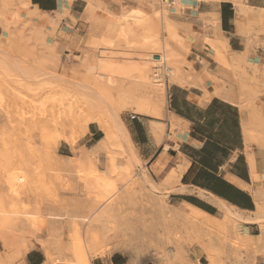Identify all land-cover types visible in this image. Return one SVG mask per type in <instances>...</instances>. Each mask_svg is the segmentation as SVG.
Here are the masks:
<instances>
[{"label":"rangeland","instance_id":"1","mask_svg":"<svg viewBox=\"0 0 264 264\" xmlns=\"http://www.w3.org/2000/svg\"><path fill=\"white\" fill-rule=\"evenodd\" d=\"M6 1L9 4L5 9L6 18L0 19V264H23L24 257L33 249L42 251L45 264H93L95 259L92 260L83 252V244L71 234L64 233L63 223L52 217L60 212L70 218L84 216L100 207L108 209L112 216L115 229L111 233L112 247L127 240L131 243L141 242V245L125 252L112 250L109 257L115 253L128 255L134 259L133 264L148 260L155 264H196L199 258L202 264H208L200 246L202 236L190 234L183 222L174 217L176 210L185 213L189 211L186 207L171 206L167 198H164L167 194L164 187H160L158 193L147 189L150 185L143 180L142 183L139 177L144 167L141 163L127 162L125 152L131 153V147L121 137L118 136L106 150L97 154L92 151L93 147L81 148L86 144L89 130L85 126L83 111L89 99L81 91L80 85H86L91 91L113 86V80L94 73L95 69L84 54L86 45L80 44L78 49L61 47L63 34L85 31V5L76 8L65 5L60 15L49 14V22H43L47 26L39 30L38 23H31L28 19L30 14L38 13L32 11L26 0ZM133 1L138 5H112L124 24L115 33L106 34L99 48H112L130 53L136 58L146 52L153 40L150 38L149 27L154 23L159 27L161 39L165 38L183 56V69L188 72L191 69L194 74L200 73L191 58V50L195 37L201 32L214 35L215 17H207L210 23L202 17L203 26L199 29L182 24L175 18L173 11L178 0ZM237 1L245 3L244 0ZM161 3L166 12L170 13L168 22L173 28V34L163 30L159 20L154 18L156 14L153 8ZM207 3L217 4L215 1ZM170 4L173 7L171 11L167 10ZM236 7L240 15H247ZM177 15H181V12L177 11ZM39 16L45 18L44 15ZM173 19L178 22L175 23ZM248 29L257 35L260 28L255 25ZM214 37L216 41H205L209 51L206 48L204 50L214 54L211 58L214 62L233 69L240 83L241 109L250 119L249 125L244 124V133L252 143L263 148L264 127H259V123L264 121V117L258 112L257 101L264 95V67L254 69L246 65L248 61L245 62V56L224 57L229 55L225 47L228 41L225 44L216 35ZM49 40L53 42L52 45ZM54 56L59 57L60 62L53 61ZM81 59L85 60L81 62ZM20 68L28 71L29 78L22 75ZM208 82L215 85V95L218 86L205 75L196 81V87L205 90L204 85ZM125 109L127 111L121 113L123 120L131 114L138 115L132 109ZM61 144L71 149L73 158L69 161L77 166H73L74 169L71 168L67 173L61 170V163L67 157L58 156ZM81 151L90 152L91 158L81 160ZM101 154L106 157L107 170H102L103 162L99 163ZM99 166L101 172H107V176L100 172ZM138 167L140 172H137ZM87 174L93 177V182L87 188V193L81 195L79 183ZM162 200L169 212L164 217L160 209ZM42 210L50 216L43 217ZM262 222L253 230L254 236H264V220ZM78 226L83 231L85 225ZM55 229L60 231L59 234L54 232ZM184 242L189 245L185 257L181 254L173 260L164 257L166 248ZM227 242L231 243L228 245L231 250H227L231 256H224L220 251V264L264 263V242L260 243L253 238L248 239V243L243 246L231 236ZM261 253L262 257H259ZM47 254L51 255V260L47 259Z\"/></svg>","mask_w":264,"mask_h":264},{"label":"crops","instance_id":"2","mask_svg":"<svg viewBox=\"0 0 264 264\" xmlns=\"http://www.w3.org/2000/svg\"><path fill=\"white\" fill-rule=\"evenodd\" d=\"M103 1L109 5H138L133 0ZM244 2L249 8L264 10V0ZM30 5L32 10L37 7L50 14L62 11L65 5H73V8L85 5L86 10L85 0H39L38 3L31 0ZM215 7L207 2L178 0L173 12L180 23L199 29L203 26L201 18L215 13L216 26L228 40V46L225 47L229 55L224 57L228 58L234 52L244 54L247 59L245 62L253 64L246 65L254 69L264 67V33L256 35L248 29L255 25L260 28L259 31L264 29V14L240 15L237 7L226 1L217 3ZM172 9L171 4L167 6V10ZM177 11L181 15L178 16ZM177 20L173 19L175 23ZM239 24L243 29L239 28ZM203 34L210 41H216L212 33H200ZM61 47L68 48L64 40ZM204 48L209 51L205 40L195 42L191 58L197 64V71L202 67L201 61L205 60L208 70L215 73L217 62L211 59L214 54L207 53ZM208 83H203L206 91L201 87L187 89L173 85L169 90L168 110L163 112L162 117L129 115L123 122L141 159V165L148 170L149 177L156 185L164 186L163 183L173 169H182L179 182L167 186V200L171 206H191L209 216L220 217L219 203L222 202L249 214L256 210L254 191L257 187L264 188V147L246 138L243 128L244 124L249 125L250 119L241 107L214 95L215 85ZM257 105L264 111V95L259 98ZM152 123L165 125V129L162 132ZM172 124L175 125L173 130ZM104 137V131L97 125H90L86 144L81 148L90 149ZM58 156L73 158L71 149L63 144L58 148ZM105 159L104 154L99 155V163L103 162L102 170L106 169ZM140 171L138 167L137 172ZM245 186L252 187V191ZM256 226L249 225L246 228L250 235L254 236ZM104 260L95 259L93 264H133L134 261L132 257L121 253H115ZM45 263V256L40 249L28 252L23 261V264ZM140 264L155 263L148 260Z\"/></svg>","mask_w":264,"mask_h":264},{"label":"bare ground","instance_id":"3","mask_svg":"<svg viewBox=\"0 0 264 264\" xmlns=\"http://www.w3.org/2000/svg\"><path fill=\"white\" fill-rule=\"evenodd\" d=\"M26 1L27 4L31 6V0ZM85 1L86 10L83 14L84 20L87 21L86 23L84 22L85 31L83 33L79 32L78 30V32H72L73 34L65 33L61 38L65 41L67 47L70 46L78 49L80 44L86 45L84 54L86 59L89 58L91 66L95 69L94 73L98 76H105L113 80V86L111 88L100 91H91L86 85H80L81 91L89 99V104L83 109L86 118V128L89 129L90 124H96L105 133V137L93 146L92 151L94 153L97 154L100 151L103 152L102 150H106L107 147L119 136L131 147V153L125 152L127 162L141 163L138 152L135 150V145H133V141H131L132 139H130L127 128L121 117L122 111H127L125 108H128L132 109L138 115L155 118L162 117L163 112L168 110L167 106L169 87H172L173 85H180L187 89L196 88V81L199 78L204 77V75L206 78H209L211 81L217 84L218 89L215 92L216 96L241 107V95L239 90L240 83L236 79L235 73L231 67L217 62L216 72L212 73L208 70L207 62L202 60L200 73L194 74V71L189 68L188 72L187 69H183L182 67L183 56H181L178 51H176V49L165 40V38L161 39V33L158 29L159 27L154 23H152L149 27L151 31L150 38H153V40L147 46L146 52L137 56L136 58H133L130 53H122L112 50V48L100 49L99 47L102 46V38L106 36V34L115 33L118 28L124 24V21L122 18H120L117 10H115L112 5H109L107 2H104L103 0ZM194 1H215L216 3L226 1L238 6L239 11L242 13L248 15L249 13H256L258 15L264 14L263 9L254 10L253 8H249L246 3H242L237 0ZM7 5L9 4L6 0H0V19L6 18L5 9ZM215 6L216 5H214V7ZM34 10L36 11L35 13L38 14H30L31 16H28V19L31 23H38L37 28L42 30V27L45 28L44 26L46 25H43V22L48 23L50 20L47 18L50 12L41 11L37 7H35ZM153 12L156 14L154 18L159 20L162 25V29H166L168 32L173 34V28H171V25L168 22L170 13L166 12V10L163 8V4L161 3L157 8L154 7ZM59 13L60 12L58 11L55 14L60 15ZM39 14L44 15L45 18L39 16ZM209 17L216 18V14L212 13L209 15ZM210 18H206V21L209 23L211 22ZM147 19L150 22L153 21L150 18ZM239 28L243 29L240 24ZM259 32L264 33V29L260 30ZM214 35H216L218 39H221L223 43L227 44V38L222 34L220 28L217 26ZM204 40L206 41V37L204 35L198 34L195 37V42L197 43ZM78 51L79 50H77V52ZM231 55L238 56V54L235 52ZM85 56L83 58H85ZM239 56L246 55L242 54ZM52 58L54 59L53 61L60 62L59 57L54 56ZM84 60L85 59H81V62ZM19 71H21L23 76L29 78L28 71H25L22 68H20ZM258 112L264 117V111L258 109ZM156 123L152 124L155 125ZM155 126L158 127L162 132L165 129V125L160 123L156 124ZM259 127H264V121L259 123ZM174 128L175 125L172 124V129ZM175 137H173V139H175ZM246 138L248 139L247 135ZM79 158L81 160H89L91 158V154L87 151H81L79 153ZM69 159L70 158H67L64 163H61L62 168H60L61 170L63 169V172L65 173H67L74 166L70 163ZM251 162L253 163V160ZM75 167L77 166L75 165L74 168ZM121 167L122 166H119V168ZM181 171L182 169L180 167L178 169H173L168 175L167 180L163 183L164 186H159L153 183L149 177L148 170L145 167L143 168V171L140 173L139 177L141 182L143 180L144 183H148L150 185V187H147V189L152 190L154 193H158L157 191L160 190V187H165V189H167V186L178 183L181 176ZM101 173L103 175L107 174L105 171H102ZM92 182L93 177L90 174L85 175L83 179H81V182L79 183V192L81 195L87 193V188L91 186ZM245 188L252 191V187L245 186ZM254 195L257 200V205L256 210L252 213H249L252 214L251 216L236 210L234 207L220 202V217L209 216L204 212H201V210L199 211L198 209L191 206H186V209L189 211L188 213L176 210L174 212V217L177 220L183 222V225H185L190 234L202 236L203 239L200 241V246L204 252V255L207 257L208 264H220V251L225 254L224 256H231L228 254L229 249L231 250V246L228 248V245L231 243L229 242L228 244L227 242L229 236L233 237V239H236L238 243L243 244V246L244 244L248 243V239L253 238H256L260 243L264 242L263 235L252 236L246 229L249 225H262V221L264 220V188L257 187L254 191ZM167 197V194H165L164 198ZM160 209L163 217L169 214L167 211V206H165L163 200L161 201ZM41 214L43 217L50 216L47 211L45 212L43 210ZM52 218H55L57 221H61L63 223L65 230V232H63L66 234L69 233L74 239L77 241L79 240L83 244V252L85 251V254L92 260L105 259L104 261H106L112 250H124L125 252L132 249L133 247L141 245V242L131 243L127 240L116 247H112L110 242L111 233L115 231L113 220L110 211L108 209H103V207L94 209L89 214L84 216L70 218L66 216L65 213L60 212ZM78 224L85 225L83 231H81V228H79ZM54 232H57V230ZM262 232H264L263 228ZM189 238L191 237L189 236ZM164 251L166 253L164 257L168 258L169 260H173L178 254H181L185 257L189 251V245L187 242H184L178 246H170ZM46 256L48 260H51L50 254H47ZM259 257H262V253L259 254ZM163 263L164 262H158V264ZM196 264H202L199 258L196 259Z\"/></svg>","mask_w":264,"mask_h":264},{"label":"trees","instance_id":"4","mask_svg":"<svg viewBox=\"0 0 264 264\" xmlns=\"http://www.w3.org/2000/svg\"><path fill=\"white\" fill-rule=\"evenodd\" d=\"M39 0H34V2L38 3Z\"/></svg>","mask_w":264,"mask_h":264}]
</instances>
